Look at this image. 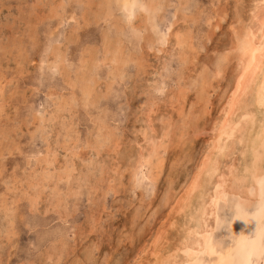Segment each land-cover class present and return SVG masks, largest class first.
<instances>
[{"label":"rangeland","instance_id":"rangeland-1","mask_svg":"<svg viewBox=\"0 0 264 264\" xmlns=\"http://www.w3.org/2000/svg\"><path fill=\"white\" fill-rule=\"evenodd\" d=\"M131 1L0 0V264H159L179 245L258 0H163L151 28ZM234 196L197 264L264 247V198L234 225Z\"/></svg>","mask_w":264,"mask_h":264},{"label":"bare ground","instance_id":"bare-ground-1","mask_svg":"<svg viewBox=\"0 0 264 264\" xmlns=\"http://www.w3.org/2000/svg\"><path fill=\"white\" fill-rule=\"evenodd\" d=\"M137 1L138 0H132L130 4L125 5L124 8L130 11L132 9L131 7L136 4ZM162 1L163 0H141L140 5L143 13L142 16L140 14L139 23L136 26L132 25V27L141 28L145 27L146 24L149 25L151 23L150 20L154 16V13H157L158 7ZM260 2H264V0H258L251 9V24L244 28V30L242 28L243 31L241 30L242 32H238L236 35L237 40L235 48L237 52L236 57L238 59V71L235 77V85L232 92L230 91V96L223 108V115L218 123L219 125L217 127L213 126V128H215V134L211 140L210 151L205 154V157L200 163V168L197 171L198 173H195L196 175H194L191 184L186 190V193L190 196L185 204V207L188 208L186 213L188 219L186 224L183 225L184 228L179 245L177 244L174 252L173 250L171 251L172 254H170V256L172 258H168L170 257L168 253L162 261L160 260V263L174 264L176 262H181L182 264H197V253L201 249L207 247L210 242L207 239L206 233H208L210 229L211 231L213 230L211 220L213 219L214 221L216 202L218 199L220 200L224 194L235 195L234 197L237 198L239 204V208L237 207L238 211L236 215H234L235 218L233 217L234 225L240 223L242 219L247 216L248 210L242 211L243 208L245 209L252 201L260 202V200L264 198V4L258 5ZM134 9L132 10H137ZM129 15H131V13H129ZM151 25L152 23L149 27ZM179 42L182 43V41ZM113 43L115 42L113 41L112 44ZM110 44L111 43H108L106 45L107 49L110 48ZM119 47L117 46V48ZM117 51L119 52V50ZM113 60L114 59H112V61ZM116 68L118 67L116 66ZM90 91L91 90L86 93L88 96L90 95ZM81 92L83 93V91ZM236 151L240 155V161L238 160L240 162L239 166L235 163L236 158L232 161L224 160ZM144 164L146 165V163ZM153 166L154 165L151 167L154 168L155 166ZM224 168H226V170H224ZM253 204H250V206L252 205L254 207ZM258 206L259 205H257V209ZM257 209L254 208L256 211ZM259 211L260 213L258 214L263 216L264 202L263 205L260 204ZM254 214L256 213H253V216ZM253 216L251 215V217ZM253 219L255 218H251V220ZM249 222L246 223V225L249 224ZM210 236L212 237V235H209V238ZM246 239L240 240L238 244H236L233 249V255L227 256L225 262L218 264H247L249 254L253 252L258 254V252H260V245L257 236L251 240Z\"/></svg>","mask_w":264,"mask_h":264},{"label":"snow or ice","instance_id":"snow-or-ice-1","mask_svg":"<svg viewBox=\"0 0 264 264\" xmlns=\"http://www.w3.org/2000/svg\"><path fill=\"white\" fill-rule=\"evenodd\" d=\"M255 254H256L255 252L249 254V259L247 261V264H253V261H252L251 257H252V255H255ZM259 256L260 257H264V247H262L260 249Z\"/></svg>","mask_w":264,"mask_h":264}]
</instances>
